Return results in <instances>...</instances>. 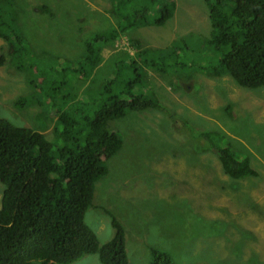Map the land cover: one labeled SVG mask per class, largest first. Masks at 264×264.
I'll list each match as a JSON object with an SVG mask.
<instances>
[{"label": "rangeland", "instance_id": "rangeland-1", "mask_svg": "<svg viewBox=\"0 0 264 264\" xmlns=\"http://www.w3.org/2000/svg\"><path fill=\"white\" fill-rule=\"evenodd\" d=\"M175 2L165 26L132 28L120 32L114 47L103 46L101 65L84 78L73 70L87 45L99 34L123 30L133 9L149 0H132L127 7L116 6V0H14L26 47H18L22 52L16 56L0 38V118L44 134L59 149L63 142L55 133L57 111L44 94L47 85L56 83L75 102H90L77 111L84 126L116 70L123 62L130 70L125 63L139 61L133 42L162 53L177 48L180 37H209L205 0ZM157 15L158 7L151 9L150 17ZM177 52L156 61L165 76L144 68L147 91L161 109L129 112L109 123L123 148L96 184L86 223L103 245L115 236L116 217L125 230L129 264H152L153 250L168 254L174 264H264V87L247 90L226 74L215 77L190 68L191 61L203 63L204 47ZM45 77L49 82L42 88ZM140 89L147 94L143 85ZM19 100L22 108L16 106ZM227 147L239 153L240 161L249 158L256 176L227 175L215 151ZM4 189L0 183V208ZM73 264L101 262L95 254Z\"/></svg>", "mask_w": 264, "mask_h": 264}, {"label": "trees", "instance_id": "trees-1", "mask_svg": "<svg viewBox=\"0 0 264 264\" xmlns=\"http://www.w3.org/2000/svg\"><path fill=\"white\" fill-rule=\"evenodd\" d=\"M205 2L212 28L209 37L193 33L180 37L175 41L179 43L177 48L162 53L133 42L139 61L125 63L130 70L123 68L124 62L117 65L120 68L102 91L99 109L94 116L83 119L84 126L77 111L90 102H75V96L63 94L56 83L50 88L47 85L44 94L57 111L55 133L63 142L59 149L44 134L0 118V183L5 186L0 208V264H73L85 255L95 254L101 264H129L125 230L118 219L112 215L115 236L101 245L87 225L86 215L93 206L97 182L109 174L108 161L123 148L121 135L111 130L109 123L125 118L129 112L161 109L152 90L147 91L144 68L165 76L167 72L156 65L157 60L163 61L165 55L172 57L177 50L183 52L191 46L204 47L205 60L191 61L190 68L215 77L226 74L247 90L264 87V0ZM131 3L132 0H116L118 7ZM157 7L158 15L151 18V9ZM176 9L175 0H149L146 5L136 6L132 22L123 30L120 27L105 36L99 34L93 44L87 45L73 73L91 77L103 61L102 47H114L120 32L163 27ZM18 17L14 0H0V38L16 56L22 52L18 47L25 46L17 27ZM211 56L216 57V62L208 61ZM3 63L1 56L0 64ZM42 79L43 88L48 78ZM32 85L36 87L33 82ZM16 106L22 108L24 102L19 100ZM215 151L230 177L240 180L256 176L249 158L240 161L239 153L230 147ZM152 257V264H174L166 253L153 250Z\"/></svg>", "mask_w": 264, "mask_h": 264}, {"label": "flooded vegetation", "instance_id": "flooded-vegetation-1", "mask_svg": "<svg viewBox=\"0 0 264 264\" xmlns=\"http://www.w3.org/2000/svg\"><path fill=\"white\" fill-rule=\"evenodd\" d=\"M223 167V166H222Z\"/></svg>", "mask_w": 264, "mask_h": 264}]
</instances>
